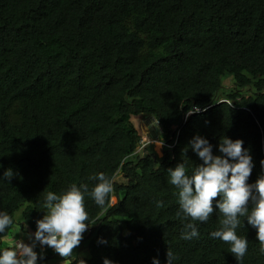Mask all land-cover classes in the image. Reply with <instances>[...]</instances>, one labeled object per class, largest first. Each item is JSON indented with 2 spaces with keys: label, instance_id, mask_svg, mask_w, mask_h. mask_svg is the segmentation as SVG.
Returning <instances> with one entry per match:
<instances>
[{
  "label": "trees",
  "instance_id": "1",
  "mask_svg": "<svg viewBox=\"0 0 264 264\" xmlns=\"http://www.w3.org/2000/svg\"><path fill=\"white\" fill-rule=\"evenodd\" d=\"M141 116L159 123L157 158L136 153ZM196 134L214 154L222 136L242 139L255 165L249 182L264 171V0H0V178L14 172L0 179V210L14 221L0 249L18 212L21 229L34 232L47 191L91 189L89 176L103 172L114 188L104 208L85 197L86 264H164L168 248L173 264H264L246 220L240 262L209 235L216 211L195 222L198 237L181 238L187 221L167 169L200 163L184 151Z\"/></svg>",
  "mask_w": 264,
  "mask_h": 264
},
{
  "label": "clouds",
  "instance_id": "2",
  "mask_svg": "<svg viewBox=\"0 0 264 264\" xmlns=\"http://www.w3.org/2000/svg\"><path fill=\"white\" fill-rule=\"evenodd\" d=\"M243 144L242 139L222 136L216 146L218 154H214L209 140L196 134L184 151L190 148L200 163L192 164L186 158L167 169L168 182L177 190V216L187 221L183 223L181 238L190 240L198 237L195 222H207L216 211L220 216V226L209 235L228 242L229 251L238 262L248 248L246 236L238 235V229L244 226L245 220L256 230L259 253L264 255V171L255 182H249L255 165L250 150ZM260 165L264 170V159ZM13 176V170L8 168L0 179L10 182ZM88 179L95 181L91 189L87 183H71L59 194L47 191L43 199L44 214L35 221V231L26 233L28 242L16 239L0 249V264H39L44 257L42 252L35 250L37 245L52 248L70 262L76 260V264H86L84 259H77L73 251L83 239V233L93 224L85 210V197L90 196L98 207L104 208L114 188L113 177L103 172ZM217 196L219 199H214ZM156 203L158 207L162 206L161 201ZM13 222L8 212L0 210V234L5 233ZM98 242L106 243L103 238H98ZM176 258L168 248L164 264H173ZM103 264L114 262L104 258ZM152 264H161V261L154 257Z\"/></svg>",
  "mask_w": 264,
  "mask_h": 264
},
{
  "label": "rangeland",
  "instance_id": "3",
  "mask_svg": "<svg viewBox=\"0 0 264 264\" xmlns=\"http://www.w3.org/2000/svg\"><path fill=\"white\" fill-rule=\"evenodd\" d=\"M223 86L226 89V91H231L235 88L236 83L235 80L228 77L223 80ZM243 94L250 96L252 95V91L246 89L243 91ZM134 124H136L143 133V139L142 143L139 145L137 154L141 156H147V155H153L156 158L160 156L162 149L164 148L163 142L159 139V128L158 125L155 124V122L152 120L151 117L148 116H141L139 118L133 119ZM115 182L117 183H125V180L123 179L121 174H118L115 178ZM115 198L112 199L111 205H114ZM21 222V211L18 212L16 215V226L12 229L10 235L5 239V242L7 244L14 243L16 239H23L25 242L28 241V237L26 233L28 232L27 229L22 230L21 225L19 224ZM92 226L89 227L84 233H83V239L81 240L78 247H76L73 251L76 254L77 259H83L88 258V243H89V234L92 230ZM40 251L39 253H43V256H51V259L47 261H39V264H69L71 263L68 258H64L59 256L58 253H56L52 248L44 246V247H37ZM36 248V249H37ZM37 250V252H38Z\"/></svg>",
  "mask_w": 264,
  "mask_h": 264
},
{
  "label": "bare ground",
  "instance_id": "4",
  "mask_svg": "<svg viewBox=\"0 0 264 264\" xmlns=\"http://www.w3.org/2000/svg\"><path fill=\"white\" fill-rule=\"evenodd\" d=\"M155 122H156L155 124L158 125V128H159V123H158L156 120H155ZM141 143H142V142H141ZM137 150H138V149H137ZM136 153H137V152H136Z\"/></svg>",
  "mask_w": 264,
  "mask_h": 264
},
{
  "label": "built area",
  "instance_id": "5",
  "mask_svg": "<svg viewBox=\"0 0 264 264\" xmlns=\"http://www.w3.org/2000/svg\"><path fill=\"white\" fill-rule=\"evenodd\" d=\"M28 242V241H27ZM37 247H39V245H37ZM36 251L38 250V248L37 249H35ZM38 252H40L39 250H38Z\"/></svg>",
  "mask_w": 264,
  "mask_h": 264
},
{
  "label": "water",
  "instance_id": "6",
  "mask_svg": "<svg viewBox=\"0 0 264 264\" xmlns=\"http://www.w3.org/2000/svg\"><path fill=\"white\" fill-rule=\"evenodd\" d=\"M152 120L155 122V119L154 118H152ZM156 123V122H155Z\"/></svg>",
  "mask_w": 264,
  "mask_h": 264
},
{
  "label": "crops",
  "instance_id": "7",
  "mask_svg": "<svg viewBox=\"0 0 264 264\" xmlns=\"http://www.w3.org/2000/svg\"><path fill=\"white\" fill-rule=\"evenodd\" d=\"M9 245V244H8Z\"/></svg>",
  "mask_w": 264,
  "mask_h": 264
}]
</instances>
